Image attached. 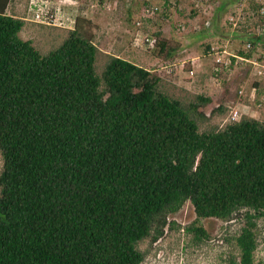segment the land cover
Listing matches in <instances>:
<instances>
[{
  "label": "trees",
  "instance_id": "1",
  "mask_svg": "<svg viewBox=\"0 0 264 264\" xmlns=\"http://www.w3.org/2000/svg\"><path fill=\"white\" fill-rule=\"evenodd\" d=\"M9 5L0 0V264H141L138 244L161 238L186 202L195 224L245 210L231 264H254L264 123L241 117L199 132L194 117L208 100L186 109L119 57L97 75L83 18L42 55Z\"/></svg>",
  "mask_w": 264,
  "mask_h": 264
},
{
  "label": "rangeland",
  "instance_id": "2",
  "mask_svg": "<svg viewBox=\"0 0 264 264\" xmlns=\"http://www.w3.org/2000/svg\"><path fill=\"white\" fill-rule=\"evenodd\" d=\"M28 1L10 0L8 11L26 23L20 33L21 38L31 41L39 53L44 55L66 39L68 30L33 23L27 12ZM51 1L58 3L71 19L83 18L91 23L88 28L97 48V75H101L111 57L122 58L150 71L159 79L158 90L179 100L186 109L190 103L196 102L195 94L199 93L198 87H195V93L187 94V90L183 89L186 83L196 84L203 79L220 83V88L232 94L233 99H238V73L245 74L248 84H252L256 78L251 74L249 64L237 63L221 73L218 80L211 79L214 74L213 57L208 54L210 48L214 46L220 51L238 54V48L242 46L243 38L238 41V25L233 29L227 19L230 15L238 19V0ZM151 6H157L158 10L151 19H142L141 27H136L135 21L142 18L144 10ZM146 34L155 39V47L152 49L135 45ZM160 41L165 43L162 53L159 52ZM193 61L197 62L194 67ZM201 61L204 64H200ZM190 71H193V75H190ZM240 90L245 94L244 89ZM211 108H207L211 112L210 122L204 120L206 117L203 112V119L194 117L199 132L221 129L232 123L228 121L230 113L238 110L231 108L225 114L224 121L212 119L217 108L213 107L210 111ZM1 170L0 156V173ZM244 212L238 211L231 221L209 218L195 224L193 207L186 202L177 213L167 216L169 225L161 238L155 243L145 239L138 244V249L145 254L141 264H231V260L237 263L239 252L235 238L243 226ZM192 226L201 227L207 237L197 240L194 232L187 231ZM254 232L257 242L254 264H264V217L256 221Z\"/></svg>",
  "mask_w": 264,
  "mask_h": 264
},
{
  "label": "built area",
  "instance_id": "3",
  "mask_svg": "<svg viewBox=\"0 0 264 264\" xmlns=\"http://www.w3.org/2000/svg\"><path fill=\"white\" fill-rule=\"evenodd\" d=\"M51 0H29L27 12L31 21L47 27L72 30L75 19L65 15L64 9L54 4ZM198 7V5H195ZM158 10L157 6H151L144 10L142 18L135 21L136 27H141L142 19H151ZM228 22L233 29L237 28L241 35H251L255 40L241 38L242 46L238 48V54H230L226 50L220 51L217 47H211L209 56L213 57V78L217 79L221 73L228 71L237 63H247L251 67V74L257 78H264V0H238V19L228 16ZM137 47H155V39L150 35H144L135 44ZM242 52L243 54H240ZM193 75V72H190ZM239 97L244 95L243 90L238 91ZM241 118L238 110H232L228 121L237 122Z\"/></svg>",
  "mask_w": 264,
  "mask_h": 264
},
{
  "label": "crops",
  "instance_id": "4",
  "mask_svg": "<svg viewBox=\"0 0 264 264\" xmlns=\"http://www.w3.org/2000/svg\"><path fill=\"white\" fill-rule=\"evenodd\" d=\"M201 63L204 64L203 61H201L200 64ZM192 65L194 67V65H197V62L193 61ZM218 78L214 79L211 77V79L214 80H218ZM248 82L249 81L245 79V74L243 72L238 73L237 91L240 89L245 90L244 96H238V99H233L232 94L228 93L225 89L220 88V83L207 82L206 79L199 80L196 84L193 82L186 83L183 89L187 90V94H191L195 93V87H198L199 93L195 94V98L200 97L208 100L205 105L201 104L198 108V112L204 113V116L206 117V119H204L205 121L209 120L211 113L208 112L207 108L212 107L210 111L217 108L214 116H211L212 119H224L225 121V114L228 113L231 108H238L241 117H249L264 123V78L256 77L252 84H248ZM234 97H236V95ZM208 122H210V120Z\"/></svg>",
  "mask_w": 264,
  "mask_h": 264
}]
</instances>
